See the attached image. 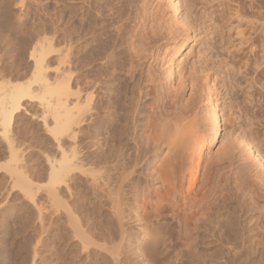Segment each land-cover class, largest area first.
<instances>
[{
	"label": "rangeland",
	"instance_id": "1",
	"mask_svg": "<svg viewBox=\"0 0 264 264\" xmlns=\"http://www.w3.org/2000/svg\"><path fill=\"white\" fill-rule=\"evenodd\" d=\"M121 1L106 0L108 5L105 3L103 9L101 8L105 21L103 25L97 27L96 46L90 45L84 49L79 41H76L83 36L81 22L89 24L97 14L96 9L87 5L85 0H0V101L6 99L13 88L27 86L29 91V94L22 98L21 108L19 107L14 113V119L6 134L0 125V264H175L179 262L198 264L203 257L207 262H211L220 254H217L220 246H216L218 237L215 239L206 237V240L205 237L202 238L196 249L191 241L186 242V245L178 233L179 229L173 227L165 234L166 236H162L160 248L157 255L154 254L156 255L153 256L154 259L152 260V257L146 260L147 262H142L138 247L144 238L143 231L146 228L147 217L152 216L150 214L155 211L158 192L162 191L157 170L163 157L165 160L168 155L169 141L173 140L167 139V142L164 139L158 143L159 148L156 153L160 158L155 159V165L149 172L128 177L122 169L112 170L115 163L112 161L113 158H110L111 143L105 146L103 163L100 165L103 168L96 165L99 159L94 154L97 149V139L92 137L93 128H85L86 130L81 128L94 118L96 121L94 126L98 120L103 119L107 126L105 137L109 138L112 132V127L107 124L111 116L109 112L115 108L117 112L121 111V106L127 104L132 110L138 98L142 100L144 97V93H138L139 89L134 88L133 84L123 76L122 69L127 61L126 40L125 36H118L116 25L112 22L115 20L116 23L118 20L112 15L113 12L119 13L120 10L128 12L127 6L122 7L124 5ZM178 1L181 6L179 18L183 22L187 15L186 4L189 0ZM261 3L258 2L257 7L246 15L259 25L260 30L264 23H262L264 19L259 17L264 14ZM122 11L120 12L126 13ZM255 16L262 21L257 23L258 19L254 18ZM226 17L228 18V15ZM67 20H69L68 24ZM187 26L190 27L189 39L184 49L177 54L175 63L176 86L178 87L179 84L183 86L176 88L177 92L176 90L175 92L181 101L186 102L191 97L192 86L197 84L200 88L199 83L204 85L201 91L197 90L196 100L194 98L198 116L196 115V118L192 116L195 119L191 117L189 121L190 123L194 120L196 126L194 130L196 129L198 133L196 135L200 138L205 137L211 128L208 118L211 102L218 106L219 113L218 140L208 164L205 154L199 157V149H192L191 146H188L191 150L188 149L186 142L183 143L186 146L184 148H187L184 153L182 142L173 141V147L176 146L174 150L178 151H174V156L178 155L176 159L173 160L174 156L171 154L173 151H169L173 157H170L172 161L178 160L177 164L183 165L181 167L185 166L188 180L183 190L187 189L189 192L199 189L204 168L206 175L217 176L222 173V154L234 140L252 139L261 153H264V90L260 86L248 87L245 77L237 72L240 64L236 59L231 58L229 53L231 45L241 41V37L237 36L234 30H224L226 31H222L224 34L218 32L220 29H215L211 20L201 16V12L197 13L195 18L186 24ZM242 28H245V25ZM90 37L91 35H88V38ZM219 37L223 38L224 42ZM111 44H114L113 48ZM43 49L45 51H42ZM113 50L118 53L116 56L118 76L114 82L115 86L113 85L115 91H111L110 84L105 83L108 77L104 72L107 68L102 67L105 65L103 63L106 55ZM231 51L234 49L232 48ZM41 53L45 54L43 69L38 77L35 69L37 58L33 56L40 57L38 54ZM256 66L253 65V68ZM96 75L99 77L97 78ZM252 76H254L253 70L250 71V77ZM156 77H160V69L156 70ZM48 88L62 89L67 94L70 92L71 95L58 90L63 92V96L58 93L60 97L56 93L47 92ZM87 93L92 99L89 100L90 103L85 101ZM157 105V102L148 99L144 105V114L146 115L150 108H154L155 110L152 111L157 113ZM57 108L59 109L57 114L71 110L70 116L74 118L69 132L59 136L60 142L49 130L55 126L54 116L51 114H54ZM92 114L95 115L94 118L90 117ZM63 116L66 118L65 114ZM121 127L122 124L117 129L121 142L119 143L121 145L118 144L120 150L122 146L124 147L126 138L120 133ZM172 129L174 128H171V133L174 132ZM10 143L14 153L10 150ZM75 150L78 155L75 158L77 160L73 159V162L82 166H78L64 178L66 183L56 184L57 186L52 188L48 183L51 164H56L64 151L73 158ZM239 153L235 151L236 158L240 156ZM83 158L86 159L82 163ZM236 163L240 166L244 165V168H250L253 172L257 171L250 162L237 160ZM10 166L23 172L24 178L27 179L26 187L19 184L17 176L7 169ZM191 177L193 180L196 177L199 179L195 186L194 184L192 186L193 180L189 181ZM125 178L131 179L132 183ZM212 184L206 183L202 189L209 190ZM216 188L217 186L212 188L215 190H212V193L209 192L213 195L217 191L221 192V188ZM187 191L185 190L186 193ZM145 196L147 198H144ZM199 248L200 253L197 256L195 251ZM201 253L203 256L197 260L196 256L199 257ZM185 257L186 260H183Z\"/></svg>",
	"mask_w": 264,
	"mask_h": 264
},
{
	"label": "bare ground",
	"instance_id": "2",
	"mask_svg": "<svg viewBox=\"0 0 264 264\" xmlns=\"http://www.w3.org/2000/svg\"><path fill=\"white\" fill-rule=\"evenodd\" d=\"M121 2L124 5L122 7L127 6L128 12L122 10L120 11L126 13L123 14L119 10V13L113 12L112 15L118 20L116 23L114 22L115 20L112 22L116 25L118 36H125L126 40L124 41L126 45L125 50L127 53V61L124 69H122L123 76L130 82V84H133L134 88L139 89L138 93L143 92L144 97L142 100L140 98L141 101L138 98V102L133 104L134 106L130 104V106H133L132 110L127 104L126 106H123L124 108L121 106V111L117 112L115 108V110L112 109L113 111L109 112L111 113V116L107 124L113 129H111L112 132L111 136L109 135V138L105 137L107 126H105L106 122L102 121L103 119L100 121L98 120L94 126V114L90 116L94 119H92V121L85 127H81L82 130L85 128H93L92 137L97 139V149L94 154L99 159V161L96 162V165L101 167L100 165L103 163L102 159H104L103 156L105 155V146L111 143V145H109L111 154L110 158H113L112 161L115 163V165L113 164L112 166L113 171L122 169V172L125 175L128 174V177L133 174L149 172L153 165H155V159L159 157L156 153L159 148L158 143L164 139L167 142L168 140H173L174 142L177 141L176 143H187V148L190 150L191 148L199 149V157H202L203 154H205V160L208 164L211 160L212 150L217 143L219 135L218 106L211 102V107L210 109L208 108V118L211 122V128L205 137L202 136L200 138V136L196 135L198 134L196 133V129L194 130V128H196V126H194V120L190 123L189 121L192 116L195 118L198 116L197 104H194V101L196 100L195 94L197 95V90L200 89L199 91H201V89H203L202 86L204 85L199 83L200 88H198L199 86L197 84L192 86L191 97L186 102L181 101L176 93V88L178 89L183 86L182 84H179L178 87L176 86L175 63L177 61V54L184 49L189 39L188 32L190 27H186V24L189 23L191 19L193 20L197 13L201 12V16L208 17V19L211 20L215 29L221 30L218 32L223 33L222 31L224 30H234L236 35L241 37V41L240 43L231 45L229 53H231V58H234V60L236 59L237 63L240 64V66L237 67V72L245 77L247 84H249L248 87L255 88L256 86H260L261 89L264 90V21L261 19L259 20L256 16L254 17L258 19L256 21L257 23L259 21H262L263 23L262 26L260 25V30L258 28L259 25L255 24L253 20L246 16L249 11L252 12L251 10H254L257 7L258 2H262L261 5L264 8V0H189L186 4L187 15L183 22L180 21L179 18L181 15V6L179 5L180 2L178 0H122ZM85 3L91 6L92 9L95 8L97 14L89 24L81 22L80 28L82 29L83 36L76 41H79L81 47L84 49L88 48L90 45L96 46V37L98 36H96L97 27H99L100 24L103 25V22L105 21L101 8L105 5L106 0H85ZM226 15H228V18ZM109 17L111 18V16ZM259 17L264 19V14L262 17ZM233 19L235 21H233ZM217 21H219L218 24ZM66 23L68 24L69 20H67ZM244 25L245 28H242ZM88 35H91V37L88 38ZM221 40L223 41V38ZM119 45L122 46L121 44ZM40 47L43 48L44 46ZM232 48L234 51H231ZM42 51L45 50L43 49ZM44 54H38L40 57L33 56L34 58H37V60H35L37 75H35L38 77L43 69ZM117 54L114 50L107 54L103 63L105 65L102 66L103 69L104 67L107 68L104 73L109 80L107 78V82L105 83H108L107 85L110 84L109 89L111 91H115L114 82H116L118 76L116 73ZM253 65H257L256 68H253ZM157 69H160V77L158 78L156 77ZM251 70L254 72V76L252 77H250ZM97 76L98 75H96V77ZM93 81L96 80L93 79ZM146 88L150 89L147 90ZM48 89L47 92L51 94L61 93L58 90H62L56 88L55 90L49 89L48 91ZM62 93L60 94L61 96H63ZM65 93L66 92H64V94ZM28 94L29 91L27 86L26 88L16 87L11 90L6 99L0 101V125L5 134L12 124L14 113L19 109L22 98ZM69 94L71 95L70 92ZM74 94L76 95V93ZM60 95L58 94V96ZM53 96L54 95H52V97ZM89 96L90 95H88L85 100L86 103H88L89 100L92 101ZM148 99L151 102H157V113L152 111V109L155 110L154 108H150L146 115L144 114V105ZM58 103H60L59 100ZM55 106L53 109L56 108ZM57 110L59 109L57 108L54 110L55 113L51 114V116H54L55 126L49 128V130L50 133H52L60 142V137L69 132V129L72 128L74 118L70 116L71 110L69 109L64 113L66 118H64V114H62L63 112L57 114ZM130 110L131 114L129 113ZM97 112L96 114L99 115L98 113H100V111ZM119 112L122 113L119 114ZM103 116L105 117V115ZM193 117L191 119H195ZM88 120H90V118ZM120 124H122V127L120 130L121 132H119L123 133L122 136H126L125 144L122 142V144H124V147L122 146L121 148L122 150L118 149L120 148L118 144L121 142H119V133L117 129ZM172 127L174 128L172 129L174 130L173 133H171ZM202 135H204V133ZM173 141H169L168 143L170 147L166 158L168 157L169 159L165 158L164 160L163 157V160L161 161L162 163H160L159 168L157 167L159 169L157 170V175L162 184V191L160 190L158 192L159 194L157 195L158 198L154 208L155 211L150 214L152 216L149 217L148 215L147 217V222L145 224L146 228H144L143 231L144 238H142L143 240L138 247V251L141 253L140 256L142 257V260H140L142 262H147L146 260L151 259L154 254L158 253L157 251L160 248L159 245L162 241V236L167 234L173 227H177V229H179L178 233L182 236L181 238L184 239L185 244L187 245L188 241H191L196 249L202 238L205 237L206 240V237H214V239L218 237V240L216 238V242L218 241V245L216 244V246H220L218 249L220 251L217 252V254H220L215 255L220 257L215 259L217 256L213 254L215 258L211 262H207V259L204 260L203 257L201 262L198 261V264H264V153H261L260 149L256 147L255 141L252 139L247 140L245 138H239L234 140V142H232L222 154V173L217 176L212 174L206 175V168H204L202 180L198 186L199 189H191L192 191L189 190V192L185 189L188 192L186 193L185 190H183L184 184L186 180H188L184 170L185 166L181 167L183 165L176 163L178 160L174 162L170 158L172 155L174 156V151H177L174 150L176 146L173 147ZM170 142L172 143L171 145ZM80 143L82 144V142ZM184 144L182 145L183 150L187 149L184 148L186 147ZM9 145L11 152L14 153L12 144L10 143ZM171 146L173 147V150L171 149ZM188 146H191V148ZM169 151H173V153L170 152L172 155L169 154ZM235 151L240 152V156L237 158ZM184 153H186V150ZM189 154L193 153L189 152ZM77 155L78 154L75 150V152H73V158H71L64 151L62 157L57 162L54 161L56 164H51L48 183L52 188H54L53 186L56 184L63 183L65 180L64 178L70 172L73 170L75 171L78 166H82L81 164L78 165V163L73 162V159L77 160L75 159ZM176 156L178 155H175L174 158L172 157L173 160L176 159ZM13 157L15 158L14 154ZM85 157L87 158V155H85ZM86 158L81 159V162L83 163ZM237 160L252 163L257 171L253 172L250 168H244V165H238L236 163ZM7 169L17 176L19 181L17 182L19 184L26 187L25 182L27 179L24 178V174L21 170L11 166ZM95 175H97V173ZM192 180L191 177L189 181L192 182ZM197 181H199V179L196 177L193 180L192 186L193 184L195 186ZM206 183L207 185L213 183L211 185L212 188L214 189L217 186L218 189L221 188V192L217 191L213 195L211 193L215 190L212 188L204 191V188L202 189V187H204V184ZM145 186L144 188L149 185ZM121 189H123L122 185ZM188 189L190 188L188 187ZM209 191H211V193ZM208 192L210 193V196L208 195ZM144 198L147 197L145 196ZM185 244L184 246H186ZM209 244L213 245V243L210 242ZM195 253L196 255L200 253V248L196 250ZM202 254L203 253H201V255L199 254V257L194 254V258L196 256L198 260V258L200 259V257L203 256ZM209 256L212 257V255ZM177 260L179 261V259ZM183 260H186V257L183 258ZM175 264L181 263L179 262Z\"/></svg>",
	"mask_w": 264,
	"mask_h": 264
}]
</instances>
